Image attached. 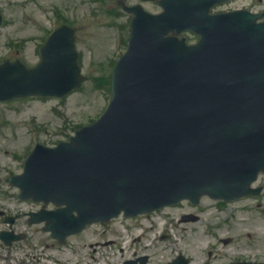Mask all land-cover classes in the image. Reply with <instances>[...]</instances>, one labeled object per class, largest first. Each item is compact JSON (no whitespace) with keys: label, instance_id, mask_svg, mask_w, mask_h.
<instances>
[{"label":"water","instance_id":"water-1","mask_svg":"<svg viewBox=\"0 0 264 264\" xmlns=\"http://www.w3.org/2000/svg\"><path fill=\"white\" fill-rule=\"evenodd\" d=\"M167 14L134 31L105 116L70 144L40 149L34 158L23 186L67 202L72 209L59 215H87L84 207L102 200L112 214L136 215L207 193L237 198L264 172V144L258 165L249 159L247 166L232 157L231 145L247 127L264 126V32H252L242 14L207 17L195 4L167 5ZM186 29L202 36L196 47L166 39ZM69 34L54 35L35 70L2 67L0 101L63 97L81 87ZM252 142H264V131ZM73 191L78 195L70 197ZM88 196L89 203L81 199Z\"/></svg>","mask_w":264,"mask_h":264},{"label":"rangeland","instance_id":"rangeland-1","mask_svg":"<svg viewBox=\"0 0 264 264\" xmlns=\"http://www.w3.org/2000/svg\"><path fill=\"white\" fill-rule=\"evenodd\" d=\"M100 8L101 4L97 0H0V12L4 17L0 25V61L17 58L30 67L35 66L40 60L38 51L47 34L54 29L55 18L59 15V20L64 18L61 22L71 23L76 29L80 65L83 74L88 77L80 90L61 100L34 98L0 105L2 172H21V163L15 158L20 156L22 160L21 157L29 154L36 143L52 147L60 141H67L77 130L93 124L105 112L111 97L110 71L115 60L126 50L124 36L127 38L128 34L117 31L110 24L127 26L129 17H114L105 14L102 11L104 8ZM57 10L62 11L61 15L59 11L56 13ZM54 14L58 15L54 17ZM119 32L123 35V41L117 35ZM18 50L19 53L16 52ZM259 183L262 184V180ZM203 204L200 207L202 219L195 223H181L183 213H198L186 202L151 217L125 219L122 223L120 220L115 224L130 226V229L136 226L135 229L130 230L124 242L118 240L115 246L99 248L97 253H92L93 250L87 247L91 240L87 239L88 232L82 235L83 238L73 239L61 250L55 248L46 251L52 261L42 262L37 239H45L35 229L30 231L33 238L26 245L32 244L34 248L37 246L36 251L27 247L23 253L20 250L17 253L21 255V259L27 258L31 264H52L55 260H60L61 264H108L111 261L123 264L126 260L141 255L150 258L154 264H169L179 254L190 258L192 264H214L223 262L225 254H234L230 247L227 248L220 242L222 238L232 237L237 239L233 245V250H236L234 256H244L247 246L251 249L247 255L251 259H257V242L264 243V238L260 235L263 230L261 219H257L253 213H242L232 222L233 217L226 210L229 206H220L209 199L204 200ZM246 204L235 205L234 212L238 213L236 208ZM10 209L27 211L32 209V205L14 202ZM211 211L219 213L220 218L215 219L213 215L211 217ZM167 218L171 224L164 235H161L163 228L157 220L165 221ZM153 221L156 223L154 229L145 231L143 237L134 242L142 233L139 226L145 223L150 225ZM112 227L113 225L108 226L107 229L111 231ZM93 230L98 231L97 228ZM197 235H203L205 241L200 242ZM91 236L97 237L94 234ZM250 242H254L256 246L249 245ZM123 244L126 246L125 252H121ZM79 248L84 255L77 253ZM213 249L214 258H211L209 252ZM2 253L5 254L3 251ZM91 256H95V261ZM0 264H3L2 260Z\"/></svg>","mask_w":264,"mask_h":264},{"label":"flooded vegetation","instance_id":"flooded-vegetation-1","mask_svg":"<svg viewBox=\"0 0 264 264\" xmlns=\"http://www.w3.org/2000/svg\"><path fill=\"white\" fill-rule=\"evenodd\" d=\"M260 3L264 4V0H259ZM252 8V12H255V13H262L264 11V7L263 8H260L258 10L255 9V7H251ZM263 211V214H262V229L264 231V209L262 210ZM258 248H255L257 249L258 251V256L263 259L264 258V243L260 242V245L257 246ZM264 260V259H263ZM264 263V261H259V263Z\"/></svg>","mask_w":264,"mask_h":264},{"label":"bare ground","instance_id":"bare-ground-1","mask_svg":"<svg viewBox=\"0 0 264 264\" xmlns=\"http://www.w3.org/2000/svg\"><path fill=\"white\" fill-rule=\"evenodd\" d=\"M118 230H119V229H118ZM199 239H200V241H203V238L200 237ZM57 263L60 264V261H58Z\"/></svg>","mask_w":264,"mask_h":264}]
</instances>
